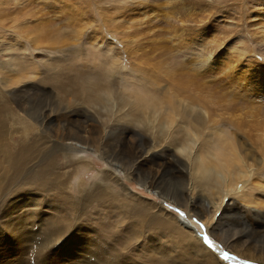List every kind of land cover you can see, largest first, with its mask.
<instances>
[{
    "label": "bare ground",
    "instance_id": "1",
    "mask_svg": "<svg viewBox=\"0 0 264 264\" xmlns=\"http://www.w3.org/2000/svg\"><path fill=\"white\" fill-rule=\"evenodd\" d=\"M38 1L40 0H16L18 3H15L14 8L19 16H16V21H20L19 18L27 19L29 16L28 21L31 23L23 20L18 29L20 28L21 31L23 29L28 37H33V45L38 51H42L45 54L44 57L47 58L49 54L47 51L44 52L42 44L52 43V39L46 37L44 40L40 39V29L34 26L36 23L34 24L32 20L33 18L38 20L35 17L36 13L32 12L34 9L37 10V7L32 6L33 9L28 10L30 6L27 2ZM58 1L62 4L64 14L70 19L73 18H71L72 15L78 13L76 10H71V5L68 4L67 0ZM217 1L226 2V5H228L227 2L229 3L227 0ZM234 1L237 3L246 0ZM0 2H9V0H0ZM253 2H261L264 5V0ZM38 3L41 4V2ZM182 3V10L192 6L184 0ZM54 5L56 4L54 3ZM141 6L138 8H141L142 11L147 7L146 5ZM171 8L174 10V7L171 6ZM195 8L197 7L195 6ZM59 12L58 8L57 15ZM263 13L264 8L261 7L259 11L255 12V15L258 16ZM0 26H5L7 30L12 27L6 26L4 22L0 23ZM216 36L219 38L218 35ZM259 39L258 41H260ZM2 42L4 41H0V43ZM130 42L126 40V44L130 45ZM134 42L136 41L134 40ZM5 44L7 46L6 41ZM39 44L41 45L39 46ZM235 45L234 48H236ZM204 48L211 51L209 56L204 57L201 54L200 60L196 59L195 63L191 62V65H184L183 68L170 66L160 68L163 66L154 64L152 67L147 66L140 69L141 73L144 71L145 74H149V78L152 79L150 82L154 85L166 83L162 92L163 95L170 97V100L167 99L166 104L164 102L165 106L162 103L155 104L151 108L154 114L149 115L144 112L139 120H137L139 117L130 119L129 112L123 111L126 106L122 100L125 99L124 96L118 101L114 97V93L109 90L107 101L105 100L108 106H104V111L108 114L100 117L102 113L99 115L96 112H89L90 118L96 117L94 124L85 125L84 123L82 126H85V129L80 126L79 132H75V125L70 126L69 121L67 129H65V124L61 125V121L54 123L51 127L52 115L60 111V109L55 111L51 106L38 114L39 116L42 114L50 122L41 125L37 118L29 116L33 121V123L30 121L33 128L28 130L29 137L25 142H21L23 139L16 142L15 139L9 137V134L15 131L13 128L15 123H21L23 126L24 123H28L23 112L27 110L29 103L26 98L15 107L11 101L3 102L0 99V217L5 219L7 215L9 216L8 207L13 205V201L7 199L10 194L17 198L30 193L32 199L40 198L42 200L46 196L50 201L58 203L48 204V206L57 215L54 221L60 230H51L52 232L47 234L48 237L56 236V238L47 242L41 239L40 243H36L41 249V256L45 254L44 257H39L41 260L36 264H224L220 257L222 249L217 245L214 246L216 240L223 241L224 244L237 252L236 255L240 259L264 264V65L259 61L249 59L250 61L247 63L253 66L256 63L261 64V67L256 66L254 76L251 75L253 73L250 70L251 65L242 69L234 63H226L225 61L213 65L210 60L215 54L212 53V47L210 50V44H205ZM7 51L0 49L2 61L0 64V86L3 90L6 87L7 90L11 89L20 96H28L25 90L29 88L27 82L30 83V80L27 79L31 77L37 79L39 70L36 69L38 72L31 71L30 68L29 74L31 76H27L28 71L25 74L9 54V51L6 54ZM238 52L240 53V51ZM190 55L191 58L195 57L193 51ZM2 56L4 57L2 58ZM239 57L241 56L238 55L235 59ZM148 68L152 69L149 70ZM116 71L118 69L114 67V72ZM253 78L256 79L255 82H253ZM40 79L38 81L41 83ZM31 81L33 82L34 79ZM0 91L2 90L0 89ZM41 92L42 90L38 88L37 93L40 94ZM96 96L99 95L96 94ZM28 97L30 99L31 96ZM139 97L140 95L138 99ZM253 100L261 102L260 105L254 106ZM141 101L145 108L150 105L147 100L141 99ZM64 102L62 98H59L57 103L64 108H69ZM140 103L139 100L134 102L135 105H138L137 107L141 105ZM144 105L140 107L143 109ZM95 106L97 107V104ZM18 109L23 112H19ZM132 113L134 116L136 115V112ZM114 116L117 118L115 121L120 123L122 121L126 126L131 124L136 128L132 129V132L133 130L136 132L129 138L131 154L128 160L122 161L119 157L112 155L111 160H106L108 169L103 171L108 176L101 179L95 186L96 188L89 190L85 181H80L79 193L74 195V188L69 185L70 182L66 179L70 175L64 174L65 177H60V171L54 170L57 154L62 151L65 153L63 154L64 158L67 153L72 155L76 153L77 157L81 154V157L85 158L86 153L91 152L103 160L105 155L111 157L109 156V149L104 151L103 145L96 142H99V135L103 137L106 134L109 135L107 126L110 127L111 118ZM30 134H32L31 137ZM88 139L89 144L85 142ZM120 139H127V136ZM95 140L97 141L95 142ZM136 142H139L138 147L135 146ZM166 150L168 151L167 157L156 154L158 151H162L160 153L164 154ZM143 154L151 157L149 168L145 166V157L147 156L143 158ZM78 161L82 162L81 160ZM139 168L146 169L145 171L148 173V179H144V175L137 177L139 183L147 188L148 192L161 188H158V184L162 181L160 177L162 178L165 173L171 175L170 182H174L172 178H177L179 183L183 184L180 197L168 193H163L162 196L168 201H173L177 206L183 207L187 212L188 221L183 217L168 214L162 205L164 202L160 205L155 203L154 199L147 200L142 196L137 198L134 195L135 193L122 181V177L131 180L132 176L137 175H135V171ZM118 184L121 185V192L117 190ZM35 192L44 195L43 197L35 195ZM231 195L239 196L243 202V204L240 203L241 201L236 202L237 205L235 206V214L239 221L240 219H247L246 210L248 208L254 207L252 209H256L250 213V220H247L246 226L240 230L227 228L225 223L229 221L228 216H219L217 222L214 221L216 211L221 209ZM234 198L233 201H235ZM197 201L200 202L199 205ZM32 204L37 205L38 203L31 202L30 205ZM241 205L244 210H239ZM26 206H29L28 201H26ZM22 208L13 211L9 217L7 228L11 235L13 248L8 250L6 247L4 251L0 252V264H14L12 258L9 260L5 258V255L14 254L17 257V262L24 264L23 254L32 246L39 234L28 228L35 225L32 224L33 220L30 222L28 220L32 213L31 210H26L25 214H22L23 212H19ZM230 210L233 211L234 206L227 202L223 212ZM35 213L38 214L36 211ZM21 215H24L25 218L19 221ZM91 215H95L94 221L90 218ZM197 215L206 216L204 219L206 235L198 234L197 229L190 224V219ZM113 220L117 222V225L111 223ZM260 220L262 221L260 222ZM240 225L242 226V224ZM92 230L96 231V234H92ZM66 235L70 238L65 244L57 243ZM75 235L77 237L73 239ZM80 237H87V239L83 242ZM206 237L208 241H211L210 244L206 243ZM1 240L4 242L3 238L0 237V244ZM43 249H49L51 258H47L48 253ZM30 261L32 260L30 259Z\"/></svg>",
    "mask_w": 264,
    "mask_h": 264
},
{
    "label": "rangeland",
    "instance_id": "2",
    "mask_svg": "<svg viewBox=\"0 0 264 264\" xmlns=\"http://www.w3.org/2000/svg\"><path fill=\"white\" fill-rule=\"evenodd\" d=\"M182 1L183 0H67L68 4L71 5V10H76V12H78L71 16V18L73 17V20L64 14L65 12L63 11V7H61L62 4H60L61 2L58 0L38 1L41 2V4L38 2H27L30 6L28 10L33 9V7H37V10L34 9L35 11L32 10V12L36 13V16H34L37 17L38 20H34L35 18L32 20L34 24H37L33 25L40 29V39L44 40L45 37L50 40L52 39V43H41L43 45L42 47L44 48V52L47 51L49 54V57L47 58L44 57L45 54L42 51H38L36 46L33 45L34 38L31 36L28 37L27 33L23 29L22 31L20 28L18 29L19 24H21L23 20H29V16H27V19L19 18L20 21H16V18L19 16L15 12L16 9L14 8V5L18 2H16V0L0 2V21H3L6 26H12L9 28L10 30H7L5 26H0V41H4L2 42L3 44L0 43V49L5 51L8 50L9 54H11L15 62L20 66V69L24 71V73L28 71L27 76L30 75V68L31 71H37L36 69L39 70V73L36 76L37 79L35 77L27 79L30 80L31 84L29 81L27 82L29 88H26L25 92L27 93L26 95L31 96L30 99L28 96H20L17 92L15 93L11 89L7 90L6 87H4L3 90L2 86H0V89L2 90L0 91V99L3 102H6V100L11 101L16 107L19 102L27 98V102L29 103V106H27L28 111L25 109L26 111L23 112L22 110L18 109L19 112H23V115L26 116L29 124L24 123L23 126L21 123H15L13 126L15 131L12 134H9V137L15 139L16 142H20L21 139H23L21 142H25L29 137L28 130L33 128V126L30 124V121L31 123H33V121L29 118V116H34L37 118V120L41 122V125L46 122L49 123L50 120L48 118L43 117L42 114V116H39L38 114L44 112L51 106L55 111L60 109L59 112L52 115L51 120L53 122H51V127L54 125V123L56 124L61 121V125L65 124V129H67L69 121L70 126L75 125V132H79L80 126H82L84 123L85 125H88L90 123L94 124L96 122V117L90 118V113L96 112L99 113V115L102 113L100 117L106 116V114H108L106 111H104V106H108L105 100L107 101V96L109 95L110 91L111 93H114V97L118 101L119 99L123 98L122 96H124L126 100H122L126 103V106L123 111L129 112L128 114H130V119L139 117L137 119L139 120L142 118L140 116H142L144 112L149 115H153L154 113L151 111V108L158 103L164 104L165 101L167 102V99L170 100V97L163 95V87H166L165 82H162L161 85H154L150 82L152 79L149 78V74H145L144 71L141 73L140 69L147 66L152 67L154 64L163 66L160 68L168 66L183 68L184 65H191V62L195 63L196 59L200 60L202 58L201 54L204 55V57L210 55L211 51H208L204 48L205 44H210L209 49L211 50L212 47V53H215L214 57L210 59L213 65L221 64L225 61L226 63H234L235 65L240 66L242 69L243 67H249L251 65L250 63H247L250 61L249 59H252L253 61H259L264 65V13L258 16L255 15V12L259 11L261 7L264 8V5L261 2H253L255 0H246L245 2L235 3L234 0H227L229 3L227 2L228 5H226V2H219L217 0H184L186 3L190 4V6L192 4V9L190 7L189 9L182 10ZM54 3L56 5H54ZM141 5H146L147 7H145L142 11L140 10L141 8H138L142 7ZM169 6L170 8L171 6L174 7V10L173 8L170 9ZM195 6L197 8H195ZM58 8L60 12L57 15ZM131 9H134V11H131ZM152 18L155 19L151 20ZM216 35H218L219 38H217ZM258 39L260 41H258ZM126 40L129 42L131 41L130 45L126 44ZM134 40L136 42H134ZM5 41L7 42L8 47L6 46ZM61 41H64L62 43L63 45L60 43ZM219 42L221 43L219 44ZM41 44H39V46ZM234 45L236 48H234ZM8 51L6 54H8ZM190 51H193V56L195 57L191 58ZM238 51H240L241 55ZM236 54L241 57L235 59V57L238 56ZM3 57L4 56H2V58ZM58 61L60 62L58 63ZM260 63H256L255 66L251 65L250 70L253 72L251 75L254 76V73H256V66L261 67ZM0 64H2L1 56ZM114 67L118 69V71L114 72ZM151 69L152 68L149 70ZM32 79H34L33 82L31 81ZM38 79L41 80V83L38 81ZM255 81L256 79L253 78V82ZM135 82L137 83L136 85ZM38 88L42 90L40 94L37 93ZM160 88H162L161 91H159ZM90 91L93 95H90ZM96 94L99 96H96ZM137 95H140L139 99ZM59 98H62L69 108H64L59 103H57ZM74 99H76V101H73ZM141 99L147 100L150 105L145 108V105ZM135 100H139L141 102L140 104L144 105L143 109L140 107V104L139 107H137L138 105L134 104ZM252 102H254V106H258L261 103L257 100H253ZM95 104H97V107ZM99 106L101 107L99 108ZM132 112H136V115L134 116ZM111 119L112 125L110 124V127L107 126V129H109V135L106 134L104 137L99 135V142H96L97 140H95L97 144L103 145L104 151L109 149V156L111 157H107L108 155H105L106 157L103 160V158H100L91 152H87L85 158H82L81 154H79L77 157L76 153L73 155L67 153L65 158L63 155L65 154L64 152L59 151L57 154L58 156L55 159L56 164L54 165V170L60 171V177H65L63 176L64 174H69L71 176V179L70 176L66 179L70 182H68L69 185L74 188V195L79 193V188L81 186V184H79L80 181H85L87 189L89 190L91 188H96L95 186H97L100 180L108 176L103 171L108 169L106 160H111L112 155L119 157L122 161H127L131 154V144L129 142V138L134 132H136V130H133L132 132V129L135 128L134 125L128 124V126H126L122 121L121 123L119 121H115V119H117L115 116ZM101 120L103 121V119ZM27 126L29 129H27ZM82 129H85V126ZM31 135L32 134H30V137ZM126 136L127 139H120ZM85 142L88 144L90 143L89 139ZM138 143L139 142H136V147L139 146ZM160 152L162 151H158L156 154H161L162 157H167V150L164 154ZM145 156L147 155L143 154V158ZM145 158V166L149 168L151 166V157L147 156ZM78 160H81L82 162H79ZM145 170L146 169L139 168V170L135 171V175H137L134 177L132 176L131 180H127L126 178L122 177V181H124L126 186L135 193L133 194L136 195L137 198H141L142 196L143 198H147V200L154 199L155 203L160 205L164 202L162 205H164L168 214L175 217H183L188 221L186 214L187 212L185 209H183V207L177 206L176 203L173 201L171 202L170 200L168 201V199L162 196L163 193H168L172 194L173 196L180 197L183 191V184L179 183L180 181L177 178H172L174 182H170L171 175L165 173L162 178L160 177L162 181L158 184V188H161L153 192H148V189L142 186L137 179L139 175H144V179H148V173ZM120 175L123 176L122 174ZM107 182L109 183V181H106V183ZM117 190L121 192L120 184H118ZM34 194L41 195L42 197L44 195L40 192H35ZM30 198V193L23 194L17 198L10 194L7 196V199L12 200L13 205L8 207L9 216L7 215L5 219L0 217V237L4 240V242L1 240L0 244V252H2L6 249V247L8 250L13 248L11 235L9 234L7 228L11 213L15 210H18L20 207H23L19 211L21 213L23 212L22 214H25L26 210H31L32 213L29 215L28 220L29 222L30 220H33L32 224L35 225L33 227L29 226L28 228L33 229L34 232L39 234L36 241L31 247L28 248L27 252L23 254L25 259L24 264L38 263L41 260L40 258L44 257L45 254L41 256V249L39 244L36 243H40L42 240L47 242L48 240L56 238V236L48 237L47 234L49 232L51 233L55 229L57 231L60 230V228H58V224L56 225V221H54L56 220L55 216L57 215L54 214L48 206V204L54 205L58 203L50 201L46 196H44V199L42 200H40V198H33L35 201ZM233 198L235 201H233ZM26 201H28L29 206H26ZM31 202H36L38 204L30 205ZM227 202L234 206L233 211L230 210L228 212H223ZM236 202L243 204L242 199H240L239 196L231 195V197H229V199H227L223 204L221 209L216 211L214 221L217 222V218L219 216H228L229 221L225 223L228 229H243L247 224V220L249 221L251 218L250 213L254 212L256 209H252L254 207L251 209L248 208L246 210L247 219H240L239 221L237 215L235 214V206L237 205ZM197 204L199 205L200 202L197 201ZM239 210H244L242 205ZM33 211L38 212V214H34ZM181 213H183V215H181ZM24 218L25 216L21 215L19 217V221H22ZM90 218L92 221H94L96 217L95 215H91ZM195 218L190 219V224L197 229L198 234L206 235L207 230L204 223L206 216L197 215ZM255 219L256 218L254 217V220ZM261 221L262 220H260V222ZM111 223L117 225V222L114 220L111 221ZM240 224H242V226ZM92 234H96V231L92 230ZM76 237L77 236L75 235L73 239H76ZM69 238L70 236H63L60 240H58L57 243L65 244ZM80 238L83 242H85V239H87V237ZM214 242V246L217 245L222 249L220 257L224 264H256V262L240 259L236 255L237 252L233 251L230 247L224 244L223 241L216 240ZM43 250L48 253L49 256L47 255V258H51L49 249ZM8 254L12 253L9 252ZM225 254L228 256L227 259H225ZM15 257V254L11 256L5 255V258L8 260L12 258V262L14 264H23L21 262H17V257ZM5 258L3 257L4 261ZM30 259L32 261H30Z\"/></svg>",
    "mask_w": 264,
    "mask_h": 264
},
{
    "label": "snow or ice",
    "instance_id": "3",
    "mask_svg": "<svg viewBox=\"0 0 264 264\" xmlns=\"http://www.w3.org/2000/svg\"><path fill=\"white\" fill-rule=\"evenodd\" d=\"M181 215H183V213H181ZM205 241H206V243H209V244L211 243V241L207 240V237L205 238ZM227 258H228V256H227V254H225V259H227Z\"/></svg>",
    "mask_w": 264,
    "mask_h": 264
}]
</instances>
